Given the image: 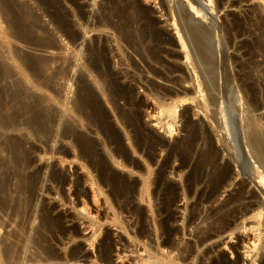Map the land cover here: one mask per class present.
I'll list each match as a JSON object with an SVG mask.
<instances>
[{
  "label": "rangeland",
  "instance_id": "1",
  "mask_svg": "<svg viewBox=\"0 0 264 264\" xmlns=\"http://www.w3.org/2000/svg\"><path fill=\"white\" fill-rule=\"evenodd\" d=\"M1 1H2V3L4 2L5 4H2ZM20 1H21V3H20ZM230 1H234V0H230ZM235 1L238 4V5H235L236 8H234L235 6L232 8H228V7L222 8L223 10L221 9L220 11H218L219 13L218 12L215 13L216 15H213L212 13H209L210 11L206 10V13H209L211 15V17L215 18L214 20L217 21L218 24H220L219 25L220 28H222V25L224 27L229 25L227 27H231V33H232L231 35H233V36H230L232 41L225 40V43H229V44L226 45L224 43V45L222 47V51L225 52L224 53L225 54V64L228 68V71L230 72V75H231L232 79L234 80V83L237 85V89L239 90L238 92H239V95L241 97V101H240L241 105L239 107L240 109L238 110V114H237V112H235L237 115V117H235V118H233L234 113H232V111L229 112V108H228V110H226L227 112L224 114L228 115V117L226 116L228 118V120L225 119L226 125L224 123H223L224 124L223 125L221 122H225L224 119H222V118H224V116L222 118L220 117L222 115H221V113L219 115L220 109L218 107L217 108L219 111L216 109V107H213V106L211 108H209L207 111V110H203L202 108H200L198 101L195 100L194 102H192L190 100L191 101L190 102L188 100V99H191V97L193 98L195 96V94H194L193 87L189 88V86H188L189 83H191V81L189 80V79H191V76L189 77V75H191V73L188 70H186V68L187 69H189V68L185 63V59H184L185 55H184V52L182 51V49L180 48V44L177 40V35L175 33V29H174V26L172 23L173 22L172 19L176 18V15H175V13L172 15L171 12L168 11L169 12V16H168V14H166L165 11L162 10L161 0H146V1L145 0H65V1L64 0H55V1L54 0H43V1L42 0H12V2H11V0H8L7 3H6V0H0V4H1L0 5V9H1L0 10V17H2L4 15L2 17V18H4L3 19L4 21L2 20V18L0 19V22L2 21V23H0V33H5L4 35L0 34V40H2V38L5 36L7 37V38L6 37L3 38V40L0 41V52H1L0 53V55H1L0 56V65L5 66V68L9 67L7 69V70H9L8 71L9 73L7 72L6 73L7 76L5 75V78L7 81H9L10 74H11V78L13 77L12 79L16 78L14 80H18V81L20 79V82H22L26 85V88L28 89L26 96H29V97L32 96L34 99H31V101L33 100L34 101L33 104L35 105V107H34V105L32 107L33 110L31 109V111H30L32 113L29 112L25 115L24 114L23 115H17L18 116V117L16 116L17 119L15 118V121L17 123L10 124L14 128L15 127L17 128V130H18L17 133H15L16 131L12 130L13 128H12V126L10 127V125L8 126L9 129H7L8 133H7L6 137L9 136L10 138H13V139H19L20 138V140H22L23 147H24L22 155H19L20 156L19 157L18 155L14 154V153L11 154V152H9V151L8 152L7 151H1L2 153L0 152V170H1L0 171V180H1L0 181V202H3V203L5 202L3 204V206L0 203V205H1L0 206V208H1L0 209V248L1 249L3 247L6 249L8 247V245L10 247L13 245L12 248L8 247L10 252L12 249V252H11L12 254L9 252V255H13V252H14L13 256H15V257H18L17 255H20L19 257L21 260L20 259L19 260L22 262L21 264H24V262H26V264L27 263L28 264H31V263L36 264L39 261H41V262L46 261V263L48 262L49 264H54V263L56 264V262L57 263L61 262L64 259L66 254H69L70 251H72L73 249H76V248H80L81 250L83 249V252L86 253L87 255H89L88 259H86V261L89 259L93 260L96 257L95 249H96V245H98L97 241H99L103 238V235L105 234V231L107 230L106 232L109 231L108 232L109 236L111 237V239L113 241V248H112V253H111L112 254V260H113L114 264H118L119 260L116 259V254L118 251H116V249H118L119 247H121L122 245H125V244H127L126 246L129 245L127 235H126V233H124V231L127 230L129 234H132L133 232H135L137 229L140 228V220H139L140 218L138 216H136L137 213L130 211L131 208H134V207L137 209L140 208L138 213L141 212V210H142L143 215L145 214L144 215L145 225H146V228L149 232L155 233V230L158 227V226L155 227V225H154V221L155 222L158 221V219H155V218H158L157 214H156V217H155V213L152 215L149 211V207L147 205L148 204L147 200L145 199V201L143 202V201H141V199L139 197L140 189H141V185H142V177L149 175L148 176V183H147V184H149L147 186V188L149 187L148 188V194H150L151 192L152 193L149 195L148 202L151 203L150 205H151V207H153V208H151V209H153V212H155L160 206L163 207V204H165V202H170V204H171V202H173L172 203L173 208L171 207V209L176 210L177 215L178 214L180 215V216L179 215L177 216L178 218L180 217L179 220L177 221V224L174 223V225L176 227L181 228L183 223L185 224L184 221H187L191 217L193 218V221L190 224V226L187 227V229H184V231H182V229H181L180 234L176 237V239H177L176 242H180V240H181V242H183V243H185L187 241L192 242L193 241L192 236L197 231L202 230L203 228L206 229L208 226H211L213 224L214 220H213V218L211 219V217L209 215L211 214V210L215 209L216 207L224 206V209L226 208L225 209L226 212L227 211L231 212L233 210V208L236 209L237 207L240 209L243 208L248 203L247 200L246 201L240 200L241 202L239 201L238 204H237V202H235V204H234V202L230 203L228 199L235 197V195H236L235 192H237V189L242 185V183L243 184L246 183L245 186L248 189H245V192L251 193V194L247 193V197H250V198L254 197L255 198L257 196L256 197L257 201L261 200L259 202L260 205L258 204L259 205L258 209H261V211H263V217L260 218L258 221L257 220L254 221V220L249 219V216L251 214H247L246 216L248 217V219L246 216H245V218H243L240 215H238L235 220L231 219L230 224H233V222H235V224L232 225V228H233L232 231L233 232L232 231L228 232L227 234H225L221 238V240H219L220 242L217 241L213 245L215 248L210 249L207 256L202 258L201 261H203V262H201V263L202 264L211 263L208 260V258L216 259L217 255L220 253L222 255V257L227 262H230V263L237 261L238 262L237 264H263L262 262L264 260L263 259L264 258V255H263L264 254V243H263L264 242V206H263L264 202H262V199H261L262 195L260 194L258 188L256 186H254L253 183L249 184L248 176L245 173L246 167L245 166L240 167V163L242 162L241 161L242 159L241 158L236 159L238 161L237 162L234 158L233 153L234 152H235V154L239 153L237 155H240V157H241L242 153L245 152V147L242 145L244 144V142H246V139L243 138L245 136L242 133V131H243L242 127L245 126L244 128H246L247 123H249L250 120L255 119L256 123L258 124L257 126H261L260 128L258 127L260 129V130L258 129V132L260 131V133H258V135L260 134L259 138L262 135L260 140H263L262 143H264V97H263L264 96V67H263L264 66V55L261 52L260 48H258L256 46V44L254 43L255 38L258 37V35H257V33H258L257 29L258 28L257 27L261 23H264V0H252V1L246 0L247 2H245V0H240V1L235 0ZM55 2H57V4ZM45 3H46V5H45ZM22 4H24V5H22ZM100 4H101V6H100ZM55 5H57V6H55ZM13 6L14 7L17 6L16 7L17 9L16 8L13 9ZM20 6H22V7H20ZM25 6L28 7L29 12L31 11L30 17L33 16L34 18L35 17L37 18V20H36V18L35 19L29 18V20H28L29 25L34 26V28L31 29V31H32V33L30 34L31 36H29L30 38H28L29 43H28V41H27V43L25 41H23V42L18 41L17 42V40L15 38H11V37H14L13 33H14L15 27L12 28L11 26L14 24L16 25L15 14L16 15L19 14V12H17V11H20V13H22L21 10L23 11V8L26 11L27 7H25ZM34 7L37 9H35ZM93 7H96V8L94 9ZM19 8H21V9H19ZM59 8L61 10L57 11V9H59ZM38 9H40V10H38ZM45 9H46V11H45ZM122 10H123V12H122ZM32 11H33V13H32ZM116 11L119 13H117ZM120 11L123 14H121ZM162 11H163V13H162ZM5 12H7L8 14ZM44 12H47V14L51 13L50 14L51 17L49 15L47 16V14ZM60 12H61V14H60ZM102 12H104V13H102ZM133 12H134V14H133ZM135 12H136V15H138V16L135 15ZM10 13H12V14H10ZM13 13H14V16H13ZM39 13L41 14V16ZM66 13H67V15L65 16ZM9 14L11 15V17ZM35 14H37L38 17ZM119 14L126 16V18H128V16H129V18L126 19L125 21L123 20V22H125L126 25H123L124 28L122 30H120L121 33L119 31H118V33H116V28L114 29V27H112V26H117L118 24H119L118 26L121 25L122 19L119 18V16H120ZM161 14H163V15H161ZM54 15H55L56 19L53 18ZM61 15H62V17H60ZM107 15H109V17H105ZM75 16H77V17L75 18ZM110 16H111V18L112 17L113 18L111 19ZM132 16H133V20L131 21L130 19H132ZM160 16H162V17H160ZM9 17H10V20H9ZM78 17H79V20H77ZM205 17L208 18L207 15H205ZM52 18H53V20H52ZM63 18H65V19H63ZM68 18H70V20ZM35 20H36V22H35ZM7 21L11 22L12 24L8 23ZM105 21L112 22L111 23L112 25L111 24H110V26L102 25L105 23ZM53 22H54V24H53ZM101 22H103V23H101ZM51 23H52V25H51ZM57 23L60 25H58ZM72 23L75 25H73ZM99 24H101L102 26ZM98 25H99V27H98ZM33 26H31V27H33ZM67 26L69 29H67ZM125 26H126V28L128 27L129 29L128 28L126 29ZM16 27H18V26L16 25ZM35 27H39L40 29L35 28ZM71 27L73 29H70ZM88 27H89V29H88ZM109 27H111V28H109ZM11 28H12L13 32H12ZM21 28L22 27L19 26L18 29L17 28L16 29L22 30ZM57 28H58V30L60 28V30L57 31L56 30ZM16 29H15V32H16ZM108 29H109V31H108ZM124 29H125V31H124ZM128 30H130V31H128ZM66 31H68V32H66ZM127 31L129 32V34L132 35V38L134 39L133 42L136 43L135 44L136 46L134 45L133 47H131V46H129L130 44H128L126 42V40H124V38H123L124 34L123 33L127 32ZM136 31L137 32L139 31L138 33L140 35H138V33H136ZM143 32H144V34H143ZM51 33L53 35L54 34L55 35L53 36ZM8 34L9 35L11 34V36L8 37L9 36ZM45 34L47 35V37ZM73 34H74V36H73ZM77 34L81 35L82 38L78 40L79 42L77 41V43H72L73 38ZM84 34L87 36H85ZM133 34H134V37H133ZM49 35L53 36L52 39H50L51 36L48 37ZM59 35L61 36L62 39L60 38ZM69 35H71V36L69 37ZM43 36H45V37H43ZM81 36H78V37H81ZM95 37H97V38H95ZM32 38H33V40H30ZM42 38H45V39L42 40ZM53 38H54V44H56L57 41H58V43L59 42L60 43H59V45H58V43L56 44V46L58 45L57 49H49V51H48V48H46V46H47V44H49L50 46L51 45L53 46V42H52ZM48 39H50L51 43L49 42ZM137 39H138L139 44L137 42ZM7 41H9V42H7ZM45 41L47 42L46 44L44 43ZM69 41L72 43L71 45H70ZM83 41H85V42H83ZM102 41H104V42H102ZM226 41H228V42H226ZM140 42H142V43H140ZM14 43H16V44H14ZM17 43H19V44H17ZM65 43H66V45H65ZM120 43H122V44H120ZM40 46H41V48H40ZM105 46H106V48H105ZM224 46H225V48H224ZM2 47L4 50L2 49ZM82 47H84V48H82ZM142 47H144V48H142ZM146 48H147V50L145 51ZM61 49H63V50H61ZM124 49H125V51H124ZM141 49H142V51H141ZM52 50H55L56 52L54 51V53H56V54L52 55L51 54V53H53ZM58 50H60V52ZM171 50H173V51H171ZM14 51H15V53H14ZM120 51H121V53H120ZM57 52H59V53H57ZM76 52H80V53H77L78 54L77 55ZM110 52L112 55H110ZM61 53H63V55H61ZM102 53L104 55H106L105 60L103 62L105 64H99V66H98L99 67V78H97L98 73L95 76H93L92 74H89V72L86 71V69H87V67L89 68V66L91 67L92 65H94L93 64L94 58L96 56L101 55ZM15 54L18 56H16ZM26 55L29 59H49L48 60L49 61V68L51 69V71H55L58 68L61 70V67H62V69H64L66 67L67 64L63 65L64 55L66 57H68L69 55H70V57H71V55H73V56L75 55V57H76V55H77V57H76V61H73L74 66L71 67L73 70L68 69L66 71H63L64 72V73L62 72L63 74L61 73V71L56 70L58 75H57V73H55V77H54L55 81L53 80L54 83L53 82L49 83L51 87L49 86L48 90L46 91V90L37 89L34 86V84L32 83L33 78H35L34 81H36L38 79V78H36V75H34V73L31 72L33 70L23 68L22 65L24 64V61L27 58ZM108 55H109V57H108ZM2 56H3V58H1ZM80 56L82 59L80 58ZM60 58L62 59V61H59ZM230 60H231V62H230ZM55 61H57V63ZM16 62H18V63H16ZM61 62H62V64H61ZM21 63H22V65H21ZM20 65L22 66V68ZM59 66H61V67H59ZM78 66H79V68H77ZM80 67H81V69H80ZM23 69H25V70H23ZM10 70H11V72H10ZM78 70H81V71H78ZM89 70H90V68H89ZM255 71H256V73H255ZM16 74H17V77H16ZM66 74L68 76H66ZM72 74H74L75 76ZM8 75H9V77H8ZM33 75H34V77H33ZM43 75H40V76H42V78H45L44 76H47L46 74L44 76ZM28 76H30V77H28ZM40 76H39L38 80L41 81L42 78H40ZM218 76H219V73H218ZM254 76H256V77H254ZM20 77H22L24 81ZM26 77L29 78L30 83H27V84L25 83ZM95 77L97 78L98 81L101 80L100 82L103 83L104 86L107 87L108 95H104V96L99 95L100 96L99 100H100L101 115L104 118H106V122L103 124H99L95 120H93V117H92L93 111H90L91 109H89V108H87V109L85 108V113H87V115L85 114V116L82 118V120L80 118L76 117V114L74 112H72L75 110V107L78 105L76 103V102H78V99L81 96H84L83 94H88L89 93L88 90L90 91V93H91V91L92 92L93 91L98 92L95 83H93L96 79ZM72 78H73L74 82L71 81ZM259 80L261 82H259ZM67 81H69V82H67ZM217 81H218V84H221L220 79H218ZM123 82H124V84H123ZM17 85H18V87H17ZM56 85H59V86H56ZM62 85H63V87H62ZM109 85L112 87H108ZM15 86L17 89L14 88ZM15 86L14 85L9 86V89L11 92L20 89L21 85L16 84ZM72 86H73V88H72ZM116 86H118L119 88ZM187 86H188V89H187ZM30 87H31V90H30ZM113 87H114V89H113ZM124 87L127 88L128 92L130 93V94H128L127 99H124L118 95V92L121 91L119 89L123 90ZM85 88H86V90L87 89L88 90L86 91ZM66 89H68V90H66ZM115 89H117V91H115ZM152 89H153V91H152ZM28 91H29V94H28ZM116 92H117V96L115 94ZM150 92H151L152 96H148V95H151V94H148ZM154 92H155V94H154ZM65 93H66V95H65ZM77 93H78V96H77ZM159 93H160V95H158ZM192 95H194V96H192ZM115 96H116V98H115ZM20 97L23 98L22 96H20ZM155 97H158V99ZM170 97H172V98H170ZM185 97H186V99H185ZM21 98H19V99H21ZM150 98H151V100L149 101ZM74 99H76L77 101L76 100L74 101ZM156 99L158 102H155ZM132 100H135V101H132ZM180 100L183 103H181ZM184 100H187L188 103ZM57 101L60 104H58ZM73 101H74V103H73ZM8 102L9 101H6V103H8ZM35 102H37V104ZM142 102H143V105H142ZM176 102H177L179 107L177 110L178 112L176 113L177 117L173 123V128H174L173 131L174 132H172V134L169 135L170 133L167 132L168 129L165 127V124H166V122H169V123H172V122L166 116V114H164V115L162 114V116L160 117L161 114L159 115L160 112L158 113V111H160L158 109H160V108H157V107H159L160 105L162 106V104H165V103L168 105L171 104L173 106L174 104L176 105ZM158 103H161V104L158 105ZM14 104H16V102L10 103L8 105V106H10V108L7 107V109L5 111H3L2 114H4V113H11L12 114V112L14 113L16 111V108H17L16 105H14ZM74 104H75V106H74ZM139 104H140L141 108L145 106L144 108H146V109H144V108L141 109ZM148 105H150V106H148ZM248 107H250V108H248ZM139 109H140V111H139ZM212 109L213 110L215 109L214 112ZM43 110L49 111L51 116L54 118L52 126H49L51 129H48L49 131H51L50 133L48 131L40 133V132H37L35 130V126L27 127L28 125L27 126L22 125L23 121L26 122L25 121L26 116L29 115L27 117V118H29L32 114L41 112ZM119 111L122 112L123 114L127 115L128 118L130 117L129 118L130 120L132 119L131 123L129 124L131 126L128 125V128L129 127H131V128L126 129L127 137L125 136L122 124H121L120 120L118 119V116H119L118 112ZM135 111H136V113H135ZM215 111H217V112H215ZM240 111H242L241 114H239ZM142 112H144V113H142ZM212 113H214V115L217 114L218 116L217 115L216 116H210ZM230 113H231V115H230ZM90 115H91V118H90ZM229 115H230V117H229ZM239 115H241L240 117L242 120L240 119ZM165 116H166V119H165ZM62 117H63V119H62ZM87 117H89V118H87ZM155 117L157 118V120H155ZM216 117H217V119H214ZM218 118L223 120V121L219 120ZM250 118H253V119H250ZM85 119H87V120H85ZM229 119L232 122L234 121L232 125L229 124V122H230ZM234 119L235 120L237 119V121H235ZM66 121L69 122L71 125L75 126V128H77L76 131L79 134H82L83 136L89 138L90 140L94 141L96 144L99 143L97 145L98 148L100 145L103 146V144L105 142V141H103L105 139L104 137H106V139L108 138L107 140L110 139L109 140L110 143H114L111 146L112 149H115L118 147V149L120 148V151H121V154H119L120 156L116 157V161L119 160V161H117L118 163L124 164L125 167H126V165H128V166L126 168L121 167V166L117 165L116 163H113L111 160L109 161V159L106 163L102 161L101 165L99 167L97 165H94V163L92 161H94L95 164H97V160H99V156L102 153H104V151H101L103 149L102 146H100V148L97 149L98 153L93 152V157L91 156L92 158L90 157L91 158L90 160L88 159L89 157H85L83 159L75 158L76 152L74 151V149L71 148V146H69L70 140H66V142H65L60 137V134H61L60 131H61V126H62L61 124H63V122H66ZM160 121H161V123H160ZM240 121H242V122H240ZM158 122H159V124H158ZM236 122L238 123L237 125H236ZM214 123H217V124H214ZM242 123H243V125H242ZM91 124H92V126H91ZM234 124H235V126H234ZM18 126H20V128ZM137 127L139 128V130ZM102 128H105L106 130L104 129V131H106V132L102 133L103 132L101 130ZM10 129L12 130L11 132H10ZM136 129L139 132H137ZM246 129H244V131H246ZM97 131H99L100 133ZM133 131H135V132H133ZM33 132H35V133H33ZM27 133H29V134H27ZM103 134H104V137H102ZM241 134H243L242 138L240 137V136H242ZM39 135H41V136H39ZM49 135H50V138H49ZM4 137L5 136H3V137L0 136V143L5 142ZM128 137L130 138V141H128L129 140ZM144 137H145V139H144ZM1 138H2V140H1ZM101 138H104V139H101ZM127 138H128V140H127ZM237 138H239V139H237ZM240 138L244 139V140L239 141V140H241ZM141 139L143 140V142ZM131 140H133L135 142H133ZM138 140H140V142ZM145 141H147V142H145ZM223 141H225V142H223ZM56 142H58V143H56ZM131 142H132V144H131ZM50 143L53 145H51ZM206 143H207V145H205ZM208 143H209V147H211V148L213 147V149L216 150V152L219 156L218 157L219 158L218 164L221 167L225 166L224 168L226 171L231 170L230 173L232 172L231 174L233 175V176H231V181L229 182L230 186L221 190L222 193L219 192L220 194H218L219 196L218 195L216 196V198H217L216 200H215V198H213V199H211V201L209 200V202H207V196H208L209 191L213 188V182L211 181V179H212V175H211L212 168L209 167V165H201L200 156H199L202 150H204L205 148H208ZM26 144H27V146H26ZM135 144H136V146L138 145L137 147H139V148H137L135 146ZM44 145H45V147H44ZM131 145L135 146L137 150L135 148L133 149L131 147ZM231 147L232 148L234 147V148L232 149ZM228 148H231V149H228ZM134 150H136V151H134ZM232 151H234V152H232ZM240 151L241 152L243 151V152L241 153ZM138 152H140V153H138ZM97 154H99V155H97ZM171 154H172V156H171ZM95 155H97V156H95ZM139 155L143 159H141L139 157ZM169 155L171 156L169 158V163H168V166L170 168L169 167L163 168V164L168 159ZM12 156L13 157L18 156V158H20V170H19V172L17 170V173L15 172L14 168L10 169L12 166H10V164H8V162H7L12 158ZM94 157H96V158H94ZM121 158H122V160L124 159L125 163L122 162ZM72 161H73V163H72ZM103 163H104V165L102 166ZM107 163H108V165H107ZM82 164H83V166H82ZM195 164H197V165H195ZM198 164H200V165L198 166ZM181 166H183V167H181ZM95 167L97 170L95 169ZM179 167H181V168L176 171V169ZM44 168L45 169L47 168V169L45 170ZM105 168H106V171H105ZM133 169L135 171H133ZM163 169H165V171ZM170 169H172V170H170ZM195 169L198 170L197 174L194 176L196 180H193L190 183L187 181L186 178H188L192 174V172H194ZM114 172H115V174H114ZM179 172H180V174H179ZM57 173H58V175H57ZM93 173L95 175H93ZM103 173H105V174H103ZM157 173H162V174L157 175ZM101 175L104 177H102ZM105 175H107V176H105ZM141 175H143V176L141 177ZM162 175H164V176H162ZM12 177H13V179H12ZM112 177H114V178H112ZM120 178H121V180H120ZM101 179L105 180V181H102ZM107 179H108V181H107ZM118 180H119V183H118ZM153 180L155 182H153ZM34 181H35V183H34ZM232 181H234V182L232 183ZM91 182L93 183V185H91L92 184ZM238 183H240L241 185ZM37 184H38V186H37ZM131 184H132V186H131ZM184 184H186V185H184ZM234 185L235 186L237 185V187H235ZM56 186H57V188H56ZM2 187H4L3 188V190L5 189L4 191L1 190ZM12 187H14L15 189ZM174 187H176V188H174ZM127 188L129 189V191H127L128 190ZM24 189H26V190H24ZM122 189H123V192H122ZM149 190H151V191H149ZM5 191L7 193V194L5 193L6 197L4 194L2 195V193ZM11 191H13V192H11ZM169 192L170 193L172 192L171 193L172 195ZM251 196H253V197H251ZM98 198H99V200H98ZM169 198H171V200ZM205 198H206V200H205ZM10 200H12L13 202ZM174 201H175V204H174ZM194 201H196V202H194ZM129 202L131 204L130 207L128 205ZM199 202H201V203H199ZM223 203L224 204L226 203L227 207ZM19 204H20V206H19ZM185 204H187V206H193V204H194V208H195L194 211H192L193 209H190V211H189V208L185 207ZM214 204H216V205H214ZM219 204H220V206H219ZM15 208H17V209H15ZM80 208L82 211L80 210ZM231 208H232V210H231ZM224 209H223V213H225ZM116 210H117V212H116ZM28 211L30 213H28ZM183 211H184V214H183ZM113 213H115V214H113ZM36 214H37V216H36ZM20 215H21V217H20ZM32 216H33V218H32ZM113 217L114 218L118 217L116 219V220H118L117 228H116V226H114L111 223V220H112L111 218H113ZM187 217H189V218H187ZM81 218H83V219H81ZM92 218L94 221L92 220ZM238 218H240V219H238ZM232 220H234V221L232 222ZM91 221H92V223L94 222L97 225L94 223L92 224ZM100 221H101V223H100ZM256 221H257V223H256ZM243 222H244V227L247 228L246 231L248 230V228L252 227L255 230L257 229L255 231V233L254 232L252 233V231L245 232V230H244L245 228L241 227ZM51 223H52V225H51ZM2 224H4V225H2ZM74 224H76V225H74ZM99 224L101 225V227ZM98 225L100 228H102L101 230L99 227L97 228ZM234 225L235 226L237 225L239 227V229H234L235 228ZM120 226H122V228L125 230H122V229L119 230L118 227H120ZM205 226H207V227H205ZM255 227H257V228H255ZM94 228L96 229V231ZM104 228L106 230H104ZM158 228H157V230L159 232ZM20 229H21V231H20ZM97 229H99V230L97 231ZM205 229H203V230H205ZM195 230H196V232H194ZM190 231H192V233H190ZM93 232H95V237H91ZM116 232H117V234H116ZM187 233H189V234H187ZM230 233H233V234L230 235ZM257 233H258V237L262 241V244H261V242H259L260 243V244L258 243L259 246L257 245V248L255 250H253V249H250V246H251L250 243H251V241L254 240L255 236H253V235H257ZM18 235L20 236V238H18L19 237ZM78 235H80V236H78ZM96 235H98V237ZM12 237H13V239H11ZM70 238H72V239H70ZM92 238H94V240ZM98 238H100V239H98ZM119 238L122 240H120ZM229 238H231V239H229ZM255 238H257V237H255ZM21 239H22V241H21ZM61 239H62V241H61ZM85 241L87 243H85ZM92 241H94V242H92ZM116 241L119 242V245H115ZM30 242H31V244H30ZM62 242H63V244H62ZM37 243H38V248L36 246ZM91 243H92V245H91ZM225 244H227V248H226ZM261 245H262V248H261ZM25 246L27 249L25 248ZM46 246H48L50 249ZM116 246H118V247H116ZM69 247H70V250H69ZM209 247H210V245L207 244V246L206 245L203 246L201 251L204 248H205L204 250L209 249ZM4 248L2 249L3 252H1V249H0V252H1L0 253L1 254L0 255V264H4V263L5 264H13V262H14V264L15 263L20 264V262H17L18 258L16 259L15 257L12 256L13 259L14 258L16 259V260L14 259L15 261H13V259L10 258L11 256L10 257L4 256V251H5ZM43 248H44V251L46 248L48 250L53 251L57 256L59 255L61 260L60 259L55 260L54 262H52L53 260H47L46 257L48 255L47 254L48 250L45 251V252H47L45 255V253L43 252ZM57 248H59V249H57ZM91 248H93V249H91ZM139 248L140 247L138 246L137 249H139ZM229 248H230V250H229ZM61 249H63V250L65 249V251H63ZM13 250H15V251H13ZM235 252H236V254H235ZM247 252L251 255L247 254ZM21 254H23V255H21ZM24 254H25V256H24ZM43 254L46 257H44ZM239 255H241V256H239ZM1 256H2V259H1ZM4 257H6V258L8 257L7 258L8 263L2 262L3 259L6 260V258H4ZM31 258H32V260H30ZM204 258H205V260H203ZM10 259L12 260V263H11ZM22 259H24V260H22ZM27 259H29V261H27ZM42 259H45V260H42ZM192 259L193 258L189 259V261H191V263H192ZM197 259H199V257ZM33 260H36V263ZM37 260H39V261H37ZM31 261H33V262H31ZM189 261H188V263L190 264ZM198 261H196L195 264H198L199 263ZM41 262L39 264H42ZM46 263L43 262V264H46ZM80 264H83V263H80Z\"/></svg>",
  "mask_w": 264,
  "mask_h": 264
},
{
  "label": "bare ground",
  "instance_id": "2",
  "mask_svg": "<svg viewBox=\"0 0 264 264\" xmlns=\"http://www.w3.org/2000/svg\"><path fill=\"white\" fill-rule=\"evenodd\" d=\"M7 1L8 0H6V3H7ZM43 1V0H42ZM55 1V0H54ZM65 1V0H64ZM146 1V0H145ZM240 1V0H239ZM252 1V0H251ZM10 2V1H9ZM8 2V3H9ZM11 2H12V0H11ZM14 2V1H13ZM16 2V1H15ZM41 2V1H40ZM51 2V1H50ZM49 2V3H50ZM126 2V1H125ZM154 2V1H153ZM160 2V1H159ZM245 2H247L246 0H245ZM1 3H2V1H1ZM20 3H21V1H20ZM19 3V4H20ZM23 3V2H22ZM32 3V2H31ZM35 3V2H34ZM54 3V2H53ZM56 4H57V2H55ZM74 3V2H73ZM141 3V2H140ZM151 3V2H150ZM2 4H5L4 2L2 3ZM15 4V3H14ZM13 4V5H14ZM43 4V3H42ZM48 4V3H47ZM66 4V3H65ZM262 4V3H261ZM1 5V4H0ZM7 5V4H6ZM10 5V4H9ZM18 5V4H17ZM22 5H24V4H22ZM27 5V4H26ZM45 5H46V3H45ZM50 5V4H49ZM91 5V4H90ZM161 5H162V10H164L165 11V13L166 14H168V16H169V12L168 11H170L171 12V14L173 15L174 13H175V15H176V18H173L172 20H173V26H174V29H175V33H176V35H177V40H178V42H179V44H180V48L182 49V51L184 52V59H185V63H186V65L188 66V68L189 69H187L186 68V70H188L190 73H191V75H189V77L191 76V79H189L190 81H191V83H189V88H191V87H193V89H194V94H195V96L194 95H192V96H194L193 98L191 97V99H188L189 101L191 100L192 102H194L195 100L196 101H198L199 102V106H200V108H202L203 110H207L208 111V109L209 108H211L212 106L213 107H216V109L218 110V108L220 109V111H219V115H220V113H221V115L222 116H220L221 118L224 116V118H222V119H224V121L225 122H221L222 124L224 123H226V120H228V115H225L224 113H226L227 111L226 110H228V108H229V112H231L232 111V113H234L235 115H236V113L235 112H237V114H238V110L240 109L239 107H240V105H241V103H240V101H241V97H240V95H239V90L237 89V85L234 83V80L232 79V77H231V75H230V72L228 71V68H227V66H226V64H225V52H223L222 51V47H223V45H224V43H225V40H228V41H232L231 40V37L230 36H233V35H231L232 33H231V27H227V26H229V25H227L226 27H224L222 24V28H220V24H218V22L217 21H215L214 19L215 18H213V17H211V15L209 14V13H212L213 15H216L215 13H217L218 11H220L222 8H232V7H234L235 5H238L237 4V2L234 0V1H230V0H161ZM250 5V4H249ZM55 6H57V5H55ZM98 6V5H97ZM96 6V7H97ZM100 6H101V4H100ZM4 7V6H3ZM2 7V8H3ZM7 7V6H6ZM17 7V6H16ZM16 7H14L13 6V9L14 8H16ZM20 7H22V6H20ZM25 7H27V6H25ZM54 7V6H53ZM96 7H93L94 9L96 8ZM161 7V6H160ZM35 8V7H34ZM56 8V7H55ZM115 8V7H114ZM234 8H236V6L234 7ZM10 9V8H9ZM12 9V8H11ZM17 9V8H16ZM19 9H21V8H19ZM32 9V8H31ZM35 9H37V8H35ZM50 9V8H49ZM79 9V8H78ZM1 10V9H0ZM3 10V9H2ZM38 10H40V9H38ZM58 10H61L60 8L59 9H57V11ZM106 10V9H105ZM109 10V9H108ZM206 10H208V11H210L209 13H206ZM223 10V9H222ZM9 11V10H8ZM24 11V12H23ZM23 11L21 10V12L22 13H20V11H17V12H19V14L18 15H16L15 14V19H16V25L19 27H22L21 29L22 30H17L18 29V27H16V25L14 24V25H12L11 27L13 28V27H15V29H16V32H15V29H14V33H13V36L14 37H11V38H15L16 40H17V42L18 41H25L26 43H27V41H28V43H29V39L28 38H30L29 36H31L30 34L32 33V31H31V29L32 28H34V26L33 25H31V26H33V27H31L30 25H29V23H28V20H29V18H31V19H35L33 16V18L32 17H30L31 16V11L29 12L28 11V7H27V10L25 11V9L23 8ZM44 11V10H43ZM45 11H46V9H45ZM48 11V10H47ZM56 11V12H57ZM113 11V10H112ZM173 11V12H172ZM11 12V11H10ZM62 12V11H61ZM61 12H60V14H61ZM117 12V11H116ZM122 12H123V10H122ZM129 12V11H128ZM168 12V13H167ZM5 13H7V12H5ZM32 13H33V11H32ZM44 13H46L47 14V12H44ZM59 13V12H58ZM73 13V12H72ZM76 13V12H75ZM102 13H104V12H102ZM117 13H119V12H117ZM116 13V14H117ZM120 13H121V11H120ZM131 13V12H130ZM129 13V14H130ZM159 13V12H158ZM162 13H163V11H162ZM219 13V12H218ZM8 14V13H7ZM10 14H12V13H10ZM9 14V15H10ZM40 14V13H39ZM51 14V13H50ZM50 14H47V16L49 15L50 16ZM77 14V13H76ZM94 14V13H93ZM121 14H123V13H121ZM133 14H134V12H133ZM132 14V15H133ZM138 14V13H137ZM34 15V14H33ZM36 16H37V14H35ZM57 15V14H56ZM59 15V14H58ZM63 15V14H62ZM62 15L60 16V17H62ZM67 15V13L65 14V16ZM110 15V14H109ZM109 15H107V16H105V17H109ZM120 15V14H119ZM131 15V14H130ZM135 15H136V12H135ZM161 15H163V14H161ZM205 15H207L208 16V18H206L205 17ZM4 16V15H3ZM2 16V17H3ZM13 16H14V13H13ZM12 16V17H13ZM40 16H41V14H40ZM45 16V15H44ZM69 16V15H68ZM67 16V17H68ZM91 16V15H90ZM115 16V15H114ZM134 16V15H133ZM133 16H132V19H130L131 21L133 20ZM136 16H138V15H136ZM165 16V15H164ZM226 16V15H225ZM2 17H0V19L2 18ZM10 17H11V15H10ZM10 17H9V20H10ZM38 17V16H37ZM51 17V16H50ZM77 16H75V18H76ZM100 17V16H99ZM117 17V16H116ZM160 17H162V16H160ZM215 17V16H214ZM49 18V17H48ZM53 18H55V15L53 16ZM53 18H52V20H53ZM58 18V17H57ZM110 18H111V16H110ZM113 18V17H112ZM111 18V19H112ZM119 18L120 19H122V23H121V25L120 26H112V27H114V29L116 28V33H118V31L120 32V30H122L123 28H124V26L123 25H126L125 24V22H123V20L125 21L126 19H128L129 18V16H128V18H126V16H124V15H120L119 16ZM169 18V17H168ZM225 18V17H224ZM4 18H2V20H3ZM56 19V18H55ZM63 19H65V18H63ZM69 20H70V18H68ZM81 19V18H80ZM106 19V18H105ZM263 19V18H262ZM7 20V19H6ZM8 20V21H9ZM12 20V19H11ZM36 20H37V18H36ZM36 20H35V22H36ZM39 20V19H38ZM74 20V19H73ZM77 20H79V17H78V19ZM76 20V21H77ZM99 20V19H98ZM117 20V19H116ZM4 21V20H3ZM7 21V22H8ZM32 21V20H31ZM34 21V20H33ZM42 21V20H41ZM72 21V20H71ZM81 21V20H80ZM79 21V22H80ZM91 21V20H90ZM104 21V20H103ZM120 21V20H119ZM128 21V20H127ZM136 21V20H135ZM141 21V20H140ZM169 21V20H168ZM6 22V23H7ZM13 22V21H12ZM30 22V21H29ZM60 22V21H59ZM62 22V21H61ZM66 22V21H65ZM68 22V21H67ZM78 22V23H79ZM121 22V21H120ZM0 23H2V21L0 22ZM8 23H11V22H8ZM40 23V22H39ZM44 23V22H43ZM48 23V22H47ZM95 23V22H94ZM99 23V22H98ZM101 23H103V22H101ZM112 22H108V21H105V23L104 24H102V25H105V26H110V24H111ZM116 23V22H115ZM118 23V22H117ZM165 23V22H164ZM12 24V23H11ZM31 24V23H30ZM35 24V23H34ZM53 24H54V22H53ZM58 24V23H57ZM73 24V23H72ZM96 24V23H95ZM129 24V23H128ZM137 24V23H136ZM145 24V23H144ZM169 24V23H168ZM229 24V23H228ZM8 25V24H7ZM37 25V24H36ZM50 25V24H49ZM51 25H52V23H51ZM58 25H60V24H58ZM73 25H75V24H73ZM99 25H101V24H99ZM99 25H98V27H99ZM101 25V26H102ZM112 25V24H111ZM132 25V24H131ZM134 25V24H133ZM165 25V24H164ZM167 25V24H166ZM2 26V25H1ZM40 26V25H39ZM46 26V25H45ZM55 26V25H54ZM64 26V25H63ZM72 26V25H71ZM82 26V25H81ZM93 26V25H92ZM130 26V25H129ZM171 26V25H170ZM169 26V27H170ZM8 27V26H7ZM6 27V28H7ZM83 27V26H82ZM118 27V28H117ZM136 27V26H135ZM3 28V27H2ZM5 28V29H6ZM12 28H11V30H12ZM35 28H39V27H35ZM85 28V27H84ZM97 28V27H96ZM105 28V27H104ZM109 28H111V27H109ZM125 28H126V26H125ZM128 28V27H127ZM126 28V29H127ZM258 29H257V31H258V33H257V35H258V37L257 38H255V44H256V46L258 47V48H260V50H261V52L263 53V55H264V23H261L260 25H258V27H257ZM10 29V28H9ZM26 29V30H25ZM40 29V28H39ZM67 29H69L68 28V26H67ZM70 29H73L72 27L70 28ZM88 29H89V27H88ZM95 29V28H94ZM113 29V30H114ZM129 29V28H128ZM3 30V29H2ZM35 30V29H34ZM47 30V29H46ZM57 31H59L60 30V28H59V30H58V28L56 29ZM55 30V31H56ZM79 30V29H78ZM101 30V29H100ZM144 30V29H143ZM5 31V30H4ZM54 31V30H53ZM64 31V30H63ZM71 31V30H70ZM88 31V30H87ZM108 31H109V29H108ZM112 31V30H111ZM124 31H125V29H124ZM128 31H130V30H128ZM125 32V33H123L124 35H123V38H124V40H126V42L128 43V44H130L129 46H131V47H133L136 43H134L133 41H134V39L132 38V35L131 34H129V32ZM141 31V30H140ZM233 31V30H232ZM12 32H13V30H12ZM61 32V31H60ZM66 32H68V31H66ZM93 32V31H92ZM132 32V31H131ZM134 32V31H133ZM139 32V31H138ZM137 31H136V33H138ZM145 32V31H144ZM144 32H143V34H144ZM148 32V31H147ZM163 32V31H162ZM249 32V31H248ZM54 33V32H53ZM56 33V32H55ZM59 33V32H58ZM63 33V32H62ZM61 33V34H62ZM75 33V32H74ZM90 33V32H89ZM121 33V32H120ZM119 33V34H120ZM135 33V32H134ZM0 34H2V35H4L5 33H0ZM52 34V33H51ZM69 34V33H68ZM81 34V33H80ZM99 34V33H98ZM118 34V35H119ZM1 35V36H2ZM9 35V34H8ZM42 35V34H41ZM46 35V34H45ZM53 35V34H52ZM49 35L48 37H50L51 36V38L50 39H52V37L55 35ZM57 35V34H56ZM65 35V34H64ZM67 35V34H66ZM85 35V34H84ZM111 35V34H110ZM122 35V34H121ZM138 35H140L139 33H138ZM164 35V34H163ZM11 36V34L8 36V37H10ZM33 36V35H32ZM60 36V35H59ZM63 36V35H62ZM71 35H69V37H70ZM73 36H74V34H73ZM78 36H81V35H76L74 38H73V42L72 43H77V41L79 40V39H81L82 38V36L81 37H78ZM85 36H87V35H85ZM112 36V35H111ZM151 36V35H150ZM250 36V35H249ZM3 37V36H2ZM6 37V36H5ZM5 37H3V38H5ZM43 37H45V36H43ZM46 37H47V35H46ZM68 37V38H69ZM113 37V36H112ZM133 37H134V34H133ZM159 37V36H158ZM3 38H2V40H3ZM7 38V37H6ZM10 38V39H11ZM60 38H61V36H60ZM64 38V37H63ZM90 38V37H89ZM95 38H97V37H95ZM108 38V37H107ZM122 38V37H121ZM233 38V37H232ZM251 38V37H250ZM36 39V38H35ZM43 39H45V38H42V40ZM47 39V38H46ZM50 39H48L49 40V42H50ZM62 39V38H61ZM66 39V38H65ZM64 39V40H65ZM70 39V38H69ZM139 39V38H138ZM138 39H137V42H138ZM2 40H0V41H2ZM15 40V41H16ZM30 40H33V38L32 39H30ZM47 40V41H48ZM58 40V39H57ZM56 40V41H57ZM67 40V39H66ZM99 40V39H98ZM103 40V39H102ZM117 40V39H116ZM115 40V41H116ZM14 41V40H13ZM41 41V40H40ZM52 41V40H51ZM68 41V40H67ZM87 41V40H86ZM136 41V40H135ZM140 41V40H139ZM228 41H226V42H228ZM7 42H9V41H7ZM24 42V43H25ZM53 46L51 45H49V44H47V46L45 45L47 42L45 41L44 43V45L46 46V48H48V51H49V49H57L58 47V45H59V43H58V41H57V43H58V45L56 46V44H54V38H53ZM70 42V41H69ZM79 42V41H78ZM83 42H85V41H83ZM102 42H104V41H102ZM106 42V41H105ZM117 42V41H116ZM125 42V43H126ZM145 42V41H144ZM34 43V42H33ZM51 43V42H50ZM71 42H70V45L72 44ZM140 43H142V42H140ZM151 43V42H150ZM231 43V42H230ZM252 43V42H251ZM14 44H16V43H14ZM17 44H19V43H17ZM79 44V43H78ZM83 44V43H82ZM120 44H122V43H120ZM138 44H139V42H138ZM149 44V43H148ZM226 45L227 44H229V43H225ZM64 45V44H63ZM65 45H66V43H65ZM69 45V46H70ZM80 45V44H79ZM86 45V44H85ZM92 45V44H91ZM68 46V47H69ZM107 46V45H106ZM106 46H105V48H106ZM128 46V47H129ZM136 46V45H135ZM60 47V46H59ZM63 47V46H62ZM78 47V46H77ZM233 47V46H232ZM241 47V46H240ZM11 48V47H10ZM15 48V47H14ZM40 48H41V46H40ZM44 48V47H43ZM64 48V47H63ZM76 48V47H75ZM82 48H84V47H82ZM140 48V47H139ZM138 48V49H139ZM142 48H144V47H142ZM224 48H225V46H224ZM230 48V47H229ZM228 48V49H229ZM2 49H3V47H2ZM60 49V48H59ZM73 49V48H72ZM109 49V48H108ZM150 49V48H149ZM233 49V48H232ZM256 49V48H255ZM4 50V49H3ZM10 50V49H9ZM13 50V49H12ZM45 50V49H44ZM61 50H63V49H61ZM76 50V49H75ZM79 50V49H78ZM83 50V49H82ZM98 50V49H97ZM122 50V49H121ZM147 50V48L145 49V51ZM21 51V50H20ZM53 51V53H51L52 55L53 54H56V53H54V51L55 50H52ZM59 52H60V50H58ZM111 51V50H110ZM124 51H125V49H124ZM141 51H142V49H141ZM171 51H173V50H171ZM47 52V51H46ZM51 52V51H50ZM49 52V53H50ZM56 52V51H55ZM59 52H57V53H59ZM62 52V51H61ZM87 52V51H86ZM109 52V51H108ZM144 52V51H143ZM142 52V53H143ZM165 52V51H164ZM260 52V53H261ZM1 53V52H0ZM13 53V52H12ZM14 53H15V51H14ZM21 53V52H20ZM48 53V52H47ZM77 53H80V52H76V54ZM82 53V52H81ZM90 53V52H89ZM104 53V52H103ZM101 54V55H99V56H96L95 58H94V60H93V64L94 65H92L91 67L89 66V68H90V70H89V68L87 67V69H86V71H88L89 72V74H92L93 76H95L97 73V78H99V64H105V63H103L104 62V60H105V57H106V55H104V54ZM116 53V52H115ZM120 53H121V51H120ZM119 53V54H120ZM146 53V52H145ZM169 53V52H168ZM238 53V52H237ZM4 54V53H3ZM2 54V55H3ZM7 54V53H6ZM96 54V53H95ZM99 54V53H98ZM107 54V53H106ZM118 54V55H119ZM125 54V53H124ZM150 54V53H149ZM181 54V53H180ZM16 55V54H15ZM28 55V54H27ZM27 55H26V57H27ZM61 55H63V53H61ZM78 55V54H77ZM77 55H76V57H77ZM81 55V54H80ZM83 55V54H82ZM110 55H112L111 54V52H110ZM126 55V54H125ZM141 55V54H140ZM256 55V54H255ZM1 56V55H0ZM7 56V55H6ZM16 56H18V55H16ZM49 56V55H48ZM55 56V55H54ZM88 56V55H87ZM95 56V55H94ZM124 56V55H123ZM5 57V56H4ZM12 57V56H11ZM20 57V56H19ZM39 57V56H38ZM72 57V58H71ZM71 57H70V55L68 56V57H66L65 55H64V59H63V65L64 64H67L66 65V67L64 68V69H62V67L61 66H59V67H61V70L58 68V69H56L57 71H61V73L63 72V71H66V70H68V69H72L71 67L72 66H74L73 65V61H76V57H75V55L73 56V55H71ZM83 57V56H82ZM108 57H109V55H108ZM1 58H3V56L1 57ZM80 58H81V56H80ZM123 58V57H122ZM233 58V57H232ZM58 59V58H57ZM56 59V60H57ZM82 59V58H81ZM80 59V60H81ZM86 59V58H85ZM127 59V58H126ZM141 59V58H140ZM154 59V58H153ZM2 60V59H1ZM49 59H29L28 57L25 59V61H24V64L22 65V63H21V65L23 66V68H26V69H32L33 71H31L32 73H34V75H36V78H38L39 79V76L40 75H47V76H44L45 78H42V76H40V78H42V80L40 81V80H36V81H34V79L35 78H33L32 80H33V84H34V86L37 88V89H40V90H48V88H49V86H50V84L49 83H52L53 82V80H54V77H55V73H57V71L55 72V71H51V69L49 68V61H48ZM88 60V59H87ZM179 60V59H178ZM229 60V59H228ZM59 61H62V59L60 58V60ZM89 61V60H88ZM111 61V60H110ZM56 63H57V61H55ZM54 62V63H55ZM129 62V61H128ZM157 62V61H156ZM178 62V61H177ZM228 62V61H227ZM230 62H231V60H230ZM16 63H18V62H16ZM60 63V62H59ZM88 63V62H87ZM236 63V62H235ZM61 64H62V62H61ZM60 64V65H61ZM76 64V63H75ZM92 64V63H91ZM4 65V64H3ZM7 65V64H6ZM20 65V66H21ZM241 65V64H240ZM11 66V65H10ZM22 66H21V68H22ZM183 66V65H182ZM231 66V65H230ZM238 67V66H237ZM264 67V66H263ZM9 68V67H8ZM7 67L5 68V66H1L0 65V136H5L4 138V141L5 142H1L0 143V152L1 151H9V152H11V154L12 153H14V154H16V155H22V153H23V143H22V140H20V138L19 139H13V138H10L9 136L8 137H6L7 136V133H8V131H7V129H9L8 128V126L10 125V124H12V123H17L16 121H15V118H16V116L17 115H25V114H27V113H29L30 111H31V109L33 110V103H34V101L32 100L31 101V99H34L32 96H26L27 95V88H26V85L24 84V83H22V82H20V79H19V81L18 80H14V79H16V78H14V79H12L11 78V74H10V79H9V81H7L6 80V78H5V75H6V73L9 71V70H7L8 69ZM77 68H79V66L77 67ZM241 68V67H240ZM252 68V67H251ZM261 68V67H260ZM11 69V68H10ZM80 69H81V67H80ZM110 69V68H109ZM237 69V68H236ZM12 70V69H11ZM11 70H10V72H11ZM14 70V69H13ZM22 70V69H21ZM23 70H25V69H23ZM73 70V69H72ZM219 70V71H218ZM238 70V69H237ZM240 70V69H239ZM258 70V69H257ZM78 71H81V70H78ZM154 71V70H153ZM236 71V70H235ZM24 72V71H23ZM27 72V71H26ZM251 72V71H250ZM261 72V71H260ZM9 73V72H8ZM25 73V72H24ZM60 73V74H61ZM64 73V72H63ZM62 73V74H63ZM78 73V72H77ZM117 73V72H116ZM120 73V72H119ZM218 73H219V76H218ZM241 73V72H240ZM255 73H256V71H255ZM254 73V74H255ZM112 74V73H111ZM181 74V73H180ZM189 74V73H188ZM28 75V74H27ZM34 75H33V77H34ZM57 75H58V73H57ZM70 75V74H69ZM72 75H74V74H72ZM260 75V74H259ZM7 76V75H6ZM14 76V75H13ZM20 76V75H19ZM60 76V75H59ZM66 76H68L67 74H66ZM75 76V75H74ZM78 76V75H77ZM83 76V75H82ZM106 76V75H105ZM180 76V75H179ZM188 76V75H187ZM257 76V75H256ZM256 76H254V77H256ZM8 77H9V75H8ZM16 77H17V74H16ZM28 77H30V76H28ZM28 77H26L25 78V83L27 84V83H30V81H29V78ZM79 77V76H78ZM219 77V78H218ZM235 77V76H234ZM252 77V76H251ZM261 77V76H260ZM22 80H23V78L22 77H20ZM71 78V77H70ZM85 78V77H84ZM83 78V79H84ZM96 78V77H95ZM97 78L95 79V81L93 82V83H95V85H96V87H97V90H98V92H92L91 91V93H90V91L88 90V92L90 93H88V94H83L84 96H81L79 99H78V102H76L78 105L75 107V110L74 111H72V112H74L75 114H76V117H78V118H80L81 120H82V118L85 116V114L87 115V113H85V108L87 109V108H89V109H91L90 111H93V113H92V117H93V120H95L97 123H99V124H103V123H105L106 122V118H104L102 115H101V111H100V100H99V95H108V93H107V87L106 86H104V84L103 83H101L100 81H98L97 80ZM102 78V77H101ZM56 79V78H55ZM59 79V78H58ZM77 79V78H76ZM141 79V78H140ZM186 79V78H185ZM218 79H220L221 80V84H218ZM21 80V81H22ZM31 80V81H32ZM79 80V79H78ZM94 80V79H93ZM24 81V80H23ZM55 81V80H54ZM71 81L72 82H74L73 81V78L71 79ZM77 81V80H76ZM111 81V80H110ZM179 81V80H178ZM187 81V80H186ZM252 81V80H251ZM65 82V81H64ZM67 82H69V81H67ZM66 82V83H67ZM88 82V81H87ZM91 82V81H90ZM138 82V81H137ZM144 82V81H143ZM259 82H261L260 80H259ZM54 83V82H53ZM86 83V82H85ZM146 83V82H145ZM148 83V82H147ZM151 83V82H150ZM16 84H19V85H21L20 86V89H18V90H15L14 88H16ZM56 84V83H55ZM68 84V83H67ZM75 84V83H74ZM81 84V83H80ZM91 84V83H90ZM110 84V83H109ZM123 84H124V82H123ZM136 84V83H135ZM174 84V83H173ZM259 84V83H258ZM10 85H14L15 87L13 88L15 91H13V92H11L10 91V89H9V86ZM29 85V84H28ZM146 85V84H145ZM56 86H59V85H56ZM75 86V85H74ZM148 86V85H147ZM188 86H187V89H188ZM242 86V85H241ZM17 87H18V85H17ZM51 87V86H50ZM62 87H63V85H62ZM66 87V86H65ZM108 87H112V86H108ZM116 87H118V86H116ZM72 88H73V86H72ZM119 88V87H118ZM159 88V87H158ZM241 88V87H240ZM17 89V88H16ZM65 89V88H64ZM71 89V88H70ZM112 89V88H111ZM113 89H114V87H113ZM129 89V88H128ZM144 89V88H143ZM149 89V88H148ZM242 89V88H241ZM245 89V88H244ZM259 89V88H258ZM30 90H31V87H30ZM66 90H68V89H66ZM76 90V89H75ZM85 90H86V88H85ZM86 90V91H87ZM92 90V89H91ZM119 90H121V91H119L118 92V95L119 96H121L122 98H124V99H127L128 97V94H130L129 92H128V90H127V88H125L124 87V89L122 90V89H119ZM72 91V90H71ZM115 91H117V89H115ZM149 91V90H148ZM147 91V92H148ZM152 91H153V89H152ZM160 91V90H159ZM172 91V90H171ZM143 92V91H142ZM145 92V91H144ZM168 92V91H167ZM174 92V91H173ZM248 92V91H247ZM261 92V91H260ZM24 93V94H23ZM42 93V92H41ZM55 93V92H54ZM70 93V92H69ZM73 93V92H72ZM75 93V92H74ZM85 93V92H84ZM107 93V94H106ZM111 93V92H110ZM166 93V92H165ZM28 94H29V91H28ZM44 94V93H43ZM114 94V93H113ZM116 94V96H117V92L115 93ZM144 94V93H143ZM148 94H151V92L150 93H148ZM154 94H155V92H154ZM177 94V93H176ZM175 94V95H176ZM193 94V93H192ZM37 95V94H36ZM65 95H66V93H65ZM74 95V94H73ZM72 95V96H73ZM137 95V94H136ZM158 95H160V93L158 94ZM157 95V96H158ZM162 95V94H161ZM20 96H22L23 98H21ZM34 96V95H33ZM69 96V95H68ZM71 96V97H72ZM76 96V95H75ZM77 96H78V93H77ZM102 96V97H103ZM116 96H115V98H116ZM135 96V95H134ZM148 96H152V94L151 95H148ZM32 97V98H31ZM36 97V96H35ZM63 97V96H62ZM74 97V96H73ZM107 97V96H106ZM145 97V96H144ZM160 97V96H159ZM166 97V96H165ZM264 97V96H263ZM19 98H21V99H19ZM41 98V97H40ZM61 98V97H60ZM78 98V97H77ZM133 98V97H132ZM137 98V97H136ZM154 98V97H153ZM152 98V99H153ZM155 98H157L158 99V97H155ZM170 98H172V97H170ZM176 98V97H175ZM38 99V98H37ZM48 99V98H47ZM56 99V98H55ZM59 99V98H58ZM62 99V98H61ZM68 99V98H67ZM73 99V98H72ZM101 99V98H100ZM157 99H156V101L155 102H158L157 101ZM163 99V98H162ZM184 99V98H183ZM185 99H186V97H185ZM57 100V99H56ZM76 99H74V101H75ZM103 100V99H102ZM101 100V101H102ZM107 100V99H106ZM123 100V99H122ZM131 100V99H130ZM151 100V98L149 99V101ZM155 100V99H154ZM172 100V99H171ZM182 100V99H181ZM180 100V101H181ZM244 100V99H243ZM248 100V99H247ZM6 101H9L8 103H6ZM40 101V100H39ZM55 101V100H54ZM74 101H73V103H74ZM77 101V100H76ZM132 101H135V100H132ZM184 101H186L187 102V100H184ZM190 101V102H191ZM12 102H16V104H14V105H16V111L13 113L12 112V114L11 113H4V114H2V112L3 111H5L6 109H7V107L8 108H10V106H8L10 103H12ZM50 102V101H49ZM58 102V101H57ZM67 102V101H66ZM107 102V101H106ZM152 102V101H151ZM154 102V103H155ZM161 102V101H160ZM166 102V101H165ZM174 102V101H173ZM179 102V101H178ZM36 104H37V102H35ZM69 103V102H68ZM132 103V102H131ZM181 103H183L182 101H181ZM185 103V102H184ZM188 103V102H187ZM58 104H60L59 102H58ZM62 104V103H61ZM70 104V103H69ZM72 104V103H71ZM138 104V103H137ZM159 104H161V103H158V105ZM170 104V103H169ZM44 105V104H43ZM113 105V104H112ZM142 105H143V102H142ZM155 105V104H154ZM153 105V106H154ZM157 105V104H156ZM182 105V104H181ZM229 105V106H228ZM243 105V104H242ZM69 106V105H68ZM74 106H75V104H74ZM102 106V105H101ZM125 106V105H124ZM137 106V105H136ZM139 106H140V104H139ZM148 106H150V105H148ZM152 106V105H151ZM210 106V107H209ZM247 106V105H246ZM34 107H35V105H34ZM37 107V106H36ZM111 107V106H110ZM118 107V106H117ZM123 107V106H122ZM145 107V106H144ZM144 107H142V108H144ZM178 104H177V102H176V105L174 104L173 106L170 104V105H168V104H162V106L160 105L159 107H157V108H160V109H158V110H160V111H158V113H159V115H160V117L162 116V114L164 115V114H166V116L171 120V122L172 123H169V122H166V124H165V127L168 129V133H170L169 135H171L172 134V132H174L173 131V123H174V121H175V119H176V113L178 112L177 110H178ZM197 107V106H196ZM218 107V108H217ZM74 108V107H73ZM72 108V109H73ZM139 108V107H138ZM140 108H141V106H140ZM141 108V109H142ZM227 108V109H226ZM246 108V107H245ZM248 108H250V107H248ZM261 108V107H260ZM48 109V108H47ZM71 109V110H72ZM113 109V108H112ZM144 109H146V108H144ZM244 109V108H243ZM59 110V109H58ZM67 110V109H66ZM132 110V109H131ZM202 110V111H203ZM213 110V109H212ZM215 110V109H214ZM214 110H213V112H214ZM139 111H140V109H139ZM146 111V110H145ZM215 112H217V111H215ZM241 112L242 111H240V113L239 114H241ZM251 112V111H250ZM30 113H32V112H30ZM60 113V112H59ZM119 114V116H118V119L120 120V122H121V124H122V127H123V131H124V133H125V136L127 137V133H126V129L128 128V125L131 123V120L127 117V115H125V114H123L122 112H118ZM135 113H136V111H135ZM142 113H144V112H142ZM157 113V112H156ZM246 113V112H245ZM254 113V112H253ZM56 114V113H55ZM61 114V113H60ZM91 114V113H90ZM114 114V113H113ZM207 114V113H206ZM213 114V115H212ZM210 116H216V115H214V113H212ZM233 114V118H235V117H237V115L235 116ZM54 115V114H53ZM62 115V114H61ZM106 115V114H105ZM137 115V114H136ZM150 115V114H149ZM158 115V116H159ZM230 115H231V113H230ZM230 115H229V117H230ZM29 116V115H28ZM28 116H26V119H25V121L26 122H24L23 121V124L22 125H25V126H27V127H31V126H35V130L37 131V132H51V131H49L48 129H51L49 126H52V124H53V117L51 116V114L49 113V111H41V112H38V113H34V114H32L29 118H27ZM68 116V115H67ZM70 116V115H69ZM155 116V115H154ZM166 116H165V119H166ZM218 116V115H217ZM227 116V117H226ZM241 115H239V117H240ZM18 117V116H17ZM106 117V116H105ZM157 117V116H156ZM155 117V120H157V118ZM219 117V118H220ZM226 117V118H225ZM244 117V116H243ZM250 117V116H249ZM59 118V117H58ZM87 118H89V117H87ZM90 118H91V115H90ZM132 118V117H131ZM134 118V117H133ZM163 118V117H162ZM218 118V119H219ZM254 118V117H253ZM253 118H250V119H253ZM256 118V117H255ZM17 119V118H16ZM62 119H63V117H62ZM110 119V118H109ZM159 119V118H158ZM214 119H217V117L216 118H214ZM226 119V120H225ZM240 119H241V117H240ZM65 120V119H64ZM68 120V119H67ZM70 120V119H69ZM85 120H87V119H85ZM114 120V119H113ZM219 120H221V119H219ZM230 120V119H229ZM233 120V119H232ZM235 120V119H234ZM242 120V119H241ZM15 121V122H14ZM56 121V120H55ZM137 121V120H136ZM162 121V120H161ZM161 121H160V123H161ZM210 121V120H209ZM221 121H223V120H221ZM235 121H237V119L235 120ZM249 121V120H248ZM59 122V121H58ZM84 122V121H83ZM89 122V121H88ZM119 122V121H118ZM119 122V123H120ZM157 122V121H156ZM165 122V121H164ZM216 122V121H215ZM229 122V121H228ZM231 122V123H230ZM230 122H229V124H233V122L230 120ZM240 122H242V121H240ZM95 123V122H94ZM155 123V122H154ZM247 123V122H246ZM57 124V123H56ZM73 124V123H72ZM117 124V123H116ZM158 124H159V122H158ZM172 124V125H171ZM212 124V123H211ZM214 124H217V123H214ZM223 124V125H224ZM238 123L236 122V125H237ZM58 125V124H57ZM56 125V126H57ZM62 126H61V134H60V137L66 142V140H70L69 141V146H71V148L72 149H74V151L76 152V156H75V158H77V159H83V158H85V157H89L88 159L90 160L92 157H93V152L94 153H98L97 151V149H99L100 148V146H102V145H100L99 146V148H98V144H96L94 141H92V140H90L89 138H87V137H85V136H83L82 134H79L77 131H76V129L77 128H75V126H73V125H71L69 122H63V124H61ZM77 125V124H76ZM157 125V124H156ZM222 125V126H223ZM226 125V124H225ZM242 125H243V123H242ZM246 125V124H245ZM258 124L256 123V121H255V119L254 120H250V122L249 123H247V126H246V128H244V127H242V133L244 134V136L245 137H243V134H241L242 136H240L241 138L243 137V138H245L246 139V142H244V144L242 145V146H244L245 147V152H241L242 153V155H241V157H240V155H237V154H239V153H237V154H235V152L234 151H232V152H234L233 153V155H234V158H235V160L236 159H239V158H241L242 160V162L240 163V167H242V166H245L246 167V171H245V173L247 174V176H248V181H249V184L250 183H253L254 184V186H256L257 188H258V190H259V192H260V194L262 195V202H264V143H262V141L263 140H260V138L262 137V135H261V137L259 138V136H260V134L258 135V133H260V131L258 132V129L261 127V126H257ZM260 125V124H259ZM12 125H10V127H11ZM21 126V125H20ZM20 126H18L19 128H20ZM84 126V125H83ZM91 126H92V124H91ZM129 126H131V125H129ZM234 126H235V124H234ZM59 127V126H58ZM90 127V126H89ZM96 127V126H95ZM133 127V126H132ZM225 127V126H224ZM232 127V126H231ZM230 127V128H231ZM259 127V128H258ZM12 130L13 131H16L15 133H17L18 132V130H17V128L15 127H13L12 126ZM22 128V127H21ZM55 128V127H54ZM57 128V127H56ZM100 128V127H99ZM98 128V129H99ZM131 127H129L128 129H130ZM138 128V127H137ZM163 128V127H162ZM226 128V127H225ZM229 128V127H228ZM233 128V127H232ZM246 129V131H244V129ZM60 129V128H59ZM104 129L105 128H102L101 130L103 131L102 133H104V132H106V131H104ZM235 129V128H234ZM11 129H10V132L12 131ZM58 130V129H57ZM91 130V129H90ZM106 130V129H105ZM137 130V129H136ZM138 130H139V128H138ZM137 130V132H139ZM226 130V129H225ZM248 130V131H247ZM260 130V129H259ZM94 131V130H93ZM129 131V130H128ZM127 131V132H128ZM194 131V130H193ZM241 131V130H240ZM27 132V131H26ZM80 132V131H79ZM97 132H99V131H97ZM133 132H135V131H133ZM221 132V131H220ZM224 132V131H223ZM237 132V131H236ZM24 133V132H23ZM33 133H35V132H33ZM56 133V132H55ZM90 133V132H89ZM100 133V132H99ZM142 133V132H141ZM27 134H29V133H27ZM31 134V133H30ZM95 134V133H94ZM130 134V133H129ZM136 134V133H135ZM139 134V133H138ZM137 134V135H138ZM143 134V133H142ZM217 134V133H216ZM230 134V133H229ZM11 135V134H10ZM43 135V134H42ZM56 135V134H55ZM146 135V134H145ZM231 135V134H230ZM39 136H41V135H39ZM101 136V135H100ZM129 136V135H128ZM131 136V135H130ZM44 137V136H43ZM55 137V136H54ZM99 137V136H98ZM102 137H104V134L102 135ZM139 137V136H138ZM142 137V136H141ZM219 137V136H218ZM49 138H50V135H49ZM52 138V137H51ZM56 138V137H55ZM58 138V137H57ZM105 138V139H104ZM104 138H101V139H104L103 141H105L104 142V144H103V149L101 150V151H104V153H102L100 156H99V160H97V164H95V162L94 161H92L93 163H94V165H97L98 167L101 165V162L103 161V162H107L108 161V159H109V161L111 160L113 163H116L117 165H119V166H121V167H125L124 166V164H120V163H118L117 161H119V160H117L116 161V157L117 156H120L119 154H121V151H120V148L118 149V147L117 148H115V149H112V145L114 144V143H110V139L109 140H107L106 139V137H104ZM129 138V137H128ZM128 138H127V140H128ZM150 138V137H149ZM231 138V137H230ZM240 138V139H241ZM27 139V138H26ZM39 139V138H38ZM41 139V138H40ZM118 139V138H117ZM134 139V138H133ZM144 139H145V137H144ZM147 139V138H146ZM208 139V138H207ZM237 139H239V138H237ZM1 140H2V138H1ZM62 140V141H63ZM95 140V139H94ZM142 140V139H141ZM226 140V139H225ZM231 140V139H230ZM244 139H241V140H239V141H243ZM42 141V140H41ZM120 141V140H119ZM128 141H130V138H129V140ZM131 141H133V140H131ZM137 141V140H136ZM139 142H140V140H138ZM148 141V140H147ZM147 141H145V142H147ZM229 141V140H228ZM238 141V140H237ZM50 142V141H49ZM133 142H135V141H133ZM142 142H143V140H142ZM144 142V143H145ZM223 142H225V141H223ZM56 143H58V142H56ZM123 143V142H122ZM211 143V142H210ZM232 143V142H231ZM235 143V142H234ZM51 144V143H50ZM55 144V143H54ZM119 144V143H118ZM131 144H132V142H131ZM51 145H53V144H51ZM56 145V144H55ZM68 145V144H67ZM134 145V144H133ZM133 145H131V147L134 149H136V147L138 146H136V144H135V146H133ZM142 145V144H141ZM205 145H207V143L205 144ZM26 146H27V144H26ZM119 146V145H118ZM122 146V145H121ZM148 146V145H147ZM211 146V145H210ZM240 146V145H239ZM44 147H45V145H44ZM206 147V146H205ZM241 147V146H240ZM31 148V147H30ZM49 148V147H48ZM61 148V147H60ZM129 148V147H128ZM137 148H139V147H137ZM144 148V147H143ZM203 148V147H202ZM232 148V147H231ZM231 148H228V149H231ZM234 148V147H233ZM232 148V149H233ZM237 149V148H236ZM54 150V149H53ZM137 150V149H136ZM136 150H134V151H136ZM201 150V149H200ZM44 151V150H43ZM48 151V150H47ZM52 151V150H51ZM55 152V151H54ZM132 152V151H131ZM238 152V151H237ZM2 153V152H1ZM48 153V152H47ZM66 153V152H65ZM123 153V152H122ZM130 153V152H129ZM138 153H140V152H138ZM156 153V152H155ZM229 153V152H228ZM240 153V154H241ZM44 154V153H43ZM74 154V153H73ZM125 154V153H124ZM68 155V154H67ZM97 155H99V154H97ZM97 155H95V156H97ZM230 155V154H229ZM7 156V155H6ZM18 156H12V158L9 160V161H7L8 162V164H10V166H12L10 169H12V168H14V170H15V172L17 173V170H18V172H19V170H20V158H18ZM24 156V155H23ZM92 156V157H91ZM155 156V155H154ZM171 156H172V154H171ZM170 155H169V157H168V159L164 162V164H163V168L165 167H169L168 166V163H169V158L171 157ZM200 163H201V165H209V167H211L212 168V173H211V175H212V179H211V181L213 182V188L209 191V193H208V196H207V202H209V200L211 201V199H213V198H215V200L217 199L216 198V196L218 195V194H220V193H222L221 192V190H223V189H225L226 187H228V186H230L229 185V182L231 181V176H233L231 173H230V171H226L225 170V166L224 167H221L219 164H218V160H219V156H218V154H217V152H216V150H214L213 149V147L211 148V147H209V143H208V148H205L204 150H202L201 151V153H200ZM20 157V156H19ZM22 157V156H21ZM69 157V156H68ZM91 157V158H90ZM122 157V156H121ZM130 157V156H129ZM139 157H140V155H139ZM143 157V156H142ZM181 157V156H180ZM190 157V156H189ZM50 158V157H49ZM52 158V157H51ZM74 158V157H73ZM94 158H96V157H94ZM98 158V157H97ZM119 158V157H118ZM123 158V157H122ZM122 158H121V160H122ZM128 158V157H127ZM141 158V157H140ZM199 158V157H198ZM58 159V158H57ZM62 159V158H61ZM67 159V158H66ZM120 159V158H119ZM141 159H143V158H141ZM68 160V159H67ZM93 160V159H92ZM28 161V160H27ZM60 161V160H59ZM75 161V160H74ZM77 161V160H76ZM162 161V160H161ZM171 161V160H170ZM183 161V160H182ZM199 161V160H198ZM197 161V162H198ZM237 161V160H236ZM4 162V161H3ZM67 162V161H66ZM70 162V161H69ZM121 162V161H120ZM122 162L123 163H125L124 162V159L122 160ZM220 162V161H219ZM238 162V161H237ZM2 163V162H1ZM60 163V162H59ZM72 163H73V161H72ZM77 163V162H76ZM48 164V163H47ZM67 164V163H66ZM127 164V163H126ZM125 164V165H126ZM171 164V163H170ZM6 165V164H5ZM75 165V164H74ZM77 165V164H76ZM81 165V164H80ZM104 165V163L102 164V166ZM107 165H108V163H107ZM114 165V164H113ZM195 165H197V164H195ZM200 164H198V166H199ZM23 166V165H22ZM70 166V165H69ZM82 166H83V164H82ZM85 166V165H84ZM106 166V165H105ZM128 165H126V167H127ZM239 166V165H238ZM2 167V166H1ZM54 167V166H53ZM125 167V168H126ZM181 167H183V166H181ZM181 167H179V168H175L176 169V171L177 170H179ZM201 167V166H200ZM199 167V168H200ZM205 167V166H204ZM28 168V167H27ZM80 168V167H79ZM92 168V167H91ZM103 168V167H102ZM108 168V167H107ZM159 168V167H158ZM170 168V167H169ZM172 168V167H171ZM189 168V167H188ZM198 168V167H197ZM45 169V168H44ZM47 169V168H46ZM45 169V170H46ZM95 169H96V167H95ZM100 169V168H99ZM110 169V168H109ZM120 169V168H119ZM124 169V168H123ZM138 169V168H137ZM150 169V168H149ZM155 169V168H154ZM227 169V168H226ZM13 170V171H14ZM97 170V169H96ZM140 170V169H139ZM164 171H165V169H163ZM162 170V171H163ZM167 170V169H166ZM170 170H172V169H170ZM229 170V169H228ZM1 171V170H0ZM95 171V170H94ZM100 171V170H99ZM105 171H106V168H105ZM108 171V170H107ZM133 171H135L134 169H133ZM175 171V170H174ZM189 171V170H188ZM197 171L198 170H194V172H192V174L188 177V178H186L187 179V181L188 182H190L191 183V181H193V180H196L195 179V175L197 174ZM54 172V171H53ZM102 172V171H101ZM151 172V171H150ZM149 172V173H150ZM242 172V171H241ZM82 173V172H81ZM86 173V172H85ZM92 173V172H91ZM148 173V174H149ZM155 173V172H154ZM177 173V172H176ZM184 173V172H183ZM100 174V173H99ZM103 174H105V173H103ZM108 174V173H107ZM114 174H115V172H114ZM142 174V173H141ZM152 174V173H151ZM160 174H162V173H157V175H160ZM179 174H180V172H179ZM200 174V173H199ZM5 175V174H4ZM3 175V176H4ZM7 175V174H6ZM25 175V174H24ZM57 175H58V173H57ZM93 175H95L94 173H93ZM124 175V174H123ZM156 175V176H157ZM165 175V174H164ZM164 175H162V176H164ZM2 176V175H1ZM53 176V175H52ZM87 176V175H86ZM89 176V175H88ZM102 176V175H101ZM105 176H107V175H105ZM116 176V175H115ZM122 176V175H121ZM143 175H141V177H142ZM148 176L149 175H147V176H143L142 177V185H141V189H140V194H139V197H140V199H141V201H145V199L147 200V205H148V207H149V211H150V213L153 215L154 213H155V217H156V214H157V217L158 218H155V219H158V221L157 222H155L154 221V225H155V227L156 226H158L157 228L159 229V232H158V230H157V228H156V230H155V233L153 234V233H151V232H149L148 230H147V228H146V225H145V221H144V215H143V212H142V210H141V212H139L138 213V211H139V209H137V208H135L134 206V208H131L130 209V211H133V212H135V213H137V215L136 216H138L140 219V228L139 229H137L135 232H133L132 234H129L128 233V231L127 230H125V229H123L122 228V226H120V227H118L119 228V230L120 229H122V230H125L124 231V233H126V235H127V239H128V243H129V245L128 246H126L127 244H125V245H122L121 247H119L118 249H116V251H118L117 252V254H116V259L117 260H119V263L118 264H189L188 263V261H189V259L190 258H193L192 259V263H191V261H189L190 262V264H195L196 263V261H198L199 263L198 264H202L201 262H203V261H201L202 260V258L203 257H206L207 256V254L209 253V251H210V249H214L215 247L213 246L217 241H219V240H221V238L225 235V234H227L228 232H230V231H232L233 230V228H232V225L233 224H235V222H233L235 219H236V217L238 216V215H240L241 217H243V218H245V216L247 215V214H251L250 216H249V219H251V220H259L260 218H262L263 217V211H261V209H258L259 208V205H260V201H257V196L254 198L253 196H251V197H253V198H250V197H247V193L248 194H251V193H249V192H245V189H248V188H246V186H245V184H243L242 182V185L240 184V183H238V184H240L241 186L237 189V192H235L236 193V195H235V197H233V198H227L228 200H229V202L231 203V202H234V204H235V202H237V204H238V202L241 200H243V201H246L247 200V204L243 207V208H236V209H234L233 208V210H232V208H231V212H226V208L224 209V206H220V204H219V206L220 207H216L215 209H213V210H211V214L209 215L210 217H211V219L213 218V224L211 225V226H205V227H207L206 229L205 228H203V229H205V230H199V231H197L196 232V230L194 231V232H196L193 236H192V242H185V243H183V242H181V240H180V242H176V237L180 234V231H181V229H182V231H184V229H187V227H189L190 226V224L192 223V221H193V218L191 217V218H189V217H187V218H189L187 221H184L185 222V224L183 223V225L181 226V228L179 227H176L175 225H174V223H176L177 224V221L179 220V218L177 217L178 215H177V212H176V210H174V209H171V207L173 206V202H171V204H170V202H165V204H163V207L162 206H160L155 212H153V209H151V208H153V207H151V203L150 202H148V199H149V195L152 193H150V194H148V188H147V186L149 185V184H147L148 183ZM188 176V175H187ZM186 176V177H187ZM200 176V175H199ZM10 177V176H9ZM15 177V176H14ZM24 177V176H23ZM90 177V176H89ZM102 177H104V176H102ZM110 177V176H109ZM44 178V177H43ZM81 178V177H80ZM94 178V177H93ZM112 178H114V177H112ZM116 178V177H115ZM150 178V177H149ZM198 178V177H197ZM12 179H13V177H12ZM58 179V178H57ZM56 179V180H57ZM119 179V178H118ZM156 179V178H155ZM3 180V179H2ZM28 180V179H27ZM102 180V179H101ZM120 180H121V178H120ZM162 180V179H161ZM1 181V180H0ZM20 181V180H19ZM30 181V180H29ZM97 181V180H96ZM102 181H105V180H102ZM107 181H108V179H107ZM114 181V180H113ZM116 181V180H115ZM126 181V180H125ZM128 181V180H127ZM209 181V180H208ZM18 182V181H17ZM53 182V181H52ZM60 182V181H59ZM89 182V181H88ZM131 182V181H130ZM153 182H155L154 180H153ZM152 182V183H153ZM234 181H232V183H233ZM247 182V181H246ZM8 183V182H7ZM34 183H35V181H34ZM41 183V182H40ZM54 183V182H53ZM80 183V182H79ZM90 183V182H89ZM92 183V182H91ZM105 183V182H104ZM107 183V182H106ZM118 183H119V180H118ZM121 183V182H120ZM151 183V182H150ZM158 183V182H157ZM193 183V182H192ZM210 183V182H209ZM236 183V182H235ZM4 184V183H3ZM12 184V183H11ZM19 184V183H18ZM30 184V183H29ZM84 184V183H83ZM110 184V183H109ZM126 184V183H125ZM133 184V183H132ZM132 184H131V186H132ZM189 184V183H188ZM237 184V185H238ZM248 184V183H247ZM25 185V184H24ZM91 185H93V183L91 184ZM117 185V184H116ZM127 185V184H126ZM134 185V184H133ZM156 185V184H155ZM184 185H186V184H184ZM195 185V184H194ZM237 185L235 186V187H237ZM36 186V185H35ZM37 186H38V184H37ZM64 186V185H63ZM83 186V185H82ZM89 186V185H88ZM114 186V185H113ZM122 186V185H121ZM125 186V185H124ZM130 186V185H129ZM140 186V185H139ZM211 186V185H210ZM209 186V187H210ZM233 186V187H234ZM24 187V186H23ZM26 187V186H25ZM33 187V186H32ZM43 187V186H42ZM79 187V186H78ZM81 187V186H80ZM91 187V186H90ZM118 187V186H117ZM116 187V188H117ZM154 187V186H153ZM152 187V188H153ZM171 187V186H170ZM208 187V186H207ZM232 187V186H231ZM234 187V188H235ZM248 187V186H247ZM3 188L4 187H2V189L1 190H3ZM12 188H14V187H12ZM36 188V187H35ZM56 188H57V186H56ZM110 188V187H109ZM121 188V187H120ZM119 188V189H120ZM137 188V187H136ZM173 188V187H172ZM174 188H176V187H174ZM185 188V187H184ZM15 189V188H14ZM118 189V188H117ZM128 189V188H127ZM126 189V190H127ZM187 189V188H186ZM190 189V188H189ZM5 190V189H4ZM3 190V191H4ZM23 190V189H22ZM24 190H26V189H24ZM99 190V189H98ZM101 190V189H100ZM114 190V189H113ZM39 191V190H38ZM74 191V190H73ZM94 191V190H93ZM97 191V190H96ZM121 191V190H120ZM127 191H129V189L127 190ZM131 191V190H130ZM149 191H151V190H149ZM162 191V190H161ZM160 191V192H161ZM187 191V190H186ZM234 191V190H233ZM249 191V190H248ZM2 192V191H1ZM11 192H13V191H11ZM24 192V191H23ZM30 192V191H29ZM62 192V191H61ZM69 192V191H68ZM99 192V191H98ZM119 192V191H118ZM122 192H123V189H122ZM156 192V191H155ZM220 192V193H219ZM5 193H6V191L5 192H3L2 193V195L4 194L5 195ZM97 193V192H96ZM126 193V192H125ZM170 193V192H169ZM172 193V192H171ZM170 193V194H171ZM254 193V192H253ZM252 193V194H253ZM7 194V193H6ZM29 194V193H28ZM76 194V193H75ZM174 194V193H173ZM190 194V193H189ZM197 194V193H196ZM195 194V195H196ZM259 194V193H258ZM11 195V194H10ZM22 195V194H21ZM101 195V194H100ZM123 195V194H122ZM172 195V194H171ZM170 195V196H171ZM193 195V194H192ZM200 195V194H199ZM233 195V194H232ZM231 195V196H232ZM81 196V195H80ZM79 196V197H80ZM104 196V195H103ZM152 196V195H151ZM219 196V195H218ZM230 196V195H229ZM5 197H6V195H5ZM4 197V198H5ZM18 197V196H17ZM35 197V196H34ZM71 197V196H70ZM98 197V196H97ZM158 197V196H157ZM205 197V196H204ZM247 197V198H246ZM78 198V197H77ZM123 198V197H122ZM259 198V197H258ZM6 199V198H5ZM32 199V198H31ZM35 199V198H34ZM79 199V198H78ZM113 199V198H112ZM157 199V198H156ZM162 199V198H161ZM170 200H171V198H169ZM168 199V200H169ZM13 200V199H12ZM12 200H10V201H12ZM98 200H99V198H98ZM194 200V199H193ZM205 200H206V198H205ZM225 200V199H224ZM227 200V201H228ZM3 201V200H2ZM84 201V200H83ZM109 201V200H108ZM150 201V200H149ZM158 201V200H157ZM160 201V200H159ZM189 201V200H188ZM240 201V202H241ZM13 202V201H12ZM17 202V201H16ZM15 202V203H16ZM26 202V201H25ZM24 202V203H25ZM96 202V201H95ZM185 202V201H184ZM191 202V201H190ZM194 202H196V201H194ZM202 202V201H201ZM201 202H199V203H201ZM225 202V201H224ZM1 203V205L3 206V204L5 203H3V202H0ZM23 203V202H22ZM34 203V202H33ZM84 203V202H83ZM187 203V202H186ZM204 203V202H203ZM215 203V202H214ZM217 203V202H216ZM120 204V203H119ZM138 204V203H137ZM136 204V205H137ZM141 204V203H140ZM146 204V203H145ZM174 204H175V201H174ZM184 204V203H183ZM224 204V203H223ZM228 204V203H227ZM259 204V205H258ZM0 205V206H1ZM14 205V204H13ZM104 205V204H103ZM113 205V204H112ZM128 205H129V207H130V202L128 203ZM158 205V204H157ZM162 205V204H161ZM214 205H216V204H214ZM225 206H226V203L224 204ZM19 206H20V204H19ZM26 206V205H25ZM34 206V205H33ZM105 206V205H104ZM138 206V205H137ZM177 206V205H176ZM209 206V205H208ZM233 206V205H232ZM237 206V205H236ZM235 206V207H236ZM239 206V205H238ZM262 206V205H261ZM264 206V205H263ZM10 207V206H9ZM8 207V208H9ZM32 207V206H31ZM120 207V206H119ZM118 207V208H119ZM124 207V206H123ZM127 207V206H126ZM125 207V208H126ZM185 207H188L189 208V211H190V209H193L192 211H194V204H193V206H187V204H185ZM199 207V206H198ZM197 207V208H198ZM227 207V206H226ZM229 207V206H228ZM240 207V206H239ZM34 208V207H33ZM32 208V209H33ZM36 208V207H35ZM86 208V207H85ZM117 208V209H118ZM145 208V207H144ZM155 208V207H154ZM173 208V207H172ZM1 209V208H0ZM4 209V208H3ZM11 209V208H10ZM15 209H17V208H15ZM115 209V208H114ZM127 209V208H126ZM129 209V208H128ZM176 209V208H175ZM186 209V208H185ZM223 209L225 210V213H223ZM229 209V208H228ZM24 210V209H23ZM27 210V209H26ZM41 210V209H40ZM57 210V209H56ZM80 210H81V208H80ZM120 210V209H119ZM125 210V209H124ZM184 210V209H183ZM188 210V209H187ZM263 210V209H262ZM2 211V210H1ZM11 211V210H10ZM15 211V210H14ZM44 211V210H43ZM71 211V210H70ZM78 211V210H77ZM82 211V210H81ZM121 211V210H120ZM119 211V212H120ZM180 211V210H179ZM182 211V210H181ZM17 212V211H16ZM27 212V211H26ZM72 212V211H71ZM85 212V211H84ZM116 212H117V210H116ZM28 213H30L29 211H28ZM32 213V212H31ZM69 213V212H68ZM80 213V212H79ZM82 213V212H81ZM134 213V214H135ZM149 213V214H150ZM186 213V212H185ZM190 213V212H189ZM188 213V214H189ZM192 213V212H191ZM196 213V212H195ZM34 214V213H33ZM78 214V213H77ZM84 214V213H83ZM113 214H115V213H113ZM118 214V213H117ZM183 214H184V211H183ZM187 214V213H186ZM8 215V214H7ZM18 215V214H17ZM16 215V216H17ZM24 215V214H23ZM45 215V214H44ZM124 215V214H123ZM127 215V214H126ZM201 215V214H200ZM199 215V216H200ZM36 216H37V214H36ZM106 216V215H105ZM115 216V215H114ZM180 216V215H179ZM187 216V215H186ZM192 216V215H191ZM206 216V215H205ZM5 217V216H4ZM20 217H21V215H20ZM25 217V216H24ZM35 217V216H34ZM44 217V216H43ZM92 217V216H91ZM95 217V216H94ZM122 217V216H121ZM133 217V216H132ZM247 217V216H246ZM31 218V217H30ZM32 218H33V216H32ZM59 218V217H58ZM64 218V217H63ZM118 218V217H117ZM116 217L114 218H111L112 220H111V223L114 225V226H116V228H117V224H118V220H116L117 219ZM135 218V217H134ZM154 218V217H153ZM183 218V217H182ZM181 218V219H182ZM7 219V218H6ZM25 219V218H24ZM29 219V218H28ZM38 219V218H37ZM67 219V218H66ZM77 219V218H76ZM81 219H83V218H81ZM186 219V218H185ZM231 219H234V220H232V222H233V224H230V220ZM238 219H240V218H238ZM247 219H248V217H247ZM15 220V219H14ZM78 220V219H77ZM87 220V219H86ZM91 220V219H90ZM92 220H93V218H92ZM98 220V219H97ZM184 220V219H183ZM182 220V221H183ZM244 220V219H243ZM13 221V220H12ZM18 221V220H17ZM16 221V222H17ZM21 221V220H20ZM23 221V220H22ZM30 221V220H29ZM57 221V220H56ZM94 221V220H93ZM103 221V220H102ZM137 221V220H136ZM200 221V220H199ZM249 221V220H248ZM257 221H256V223H257ZM50 222V221H49ZM81 222V221H80ZM84 222V221H83ZM196 222V221H195ZM237 222V221H236ZM251 222V221H250ZM18 223V222H17ZM21 223V222H20ZM19 223V224H20ZM27 223V222H26ZM30 223V222H29ZM36 223V222H35ZM38 223V222H37ZM43 223V222H42ZM78 223V222H77ZM91 223H92V221H91ZM94 223V222H93ZM92 223V224H93ZM100 223H101V221H100ZM138 223V222H137ZM182 223V222H181ZM201 223V222H200ZM24 224V223H23ZM50 224V223H49ZM54 224V223H53ZM80 224V223H79ZM94 224H96V223H94ZM195 224V223H194ZM197 224V223H196ZM204 224V223H203ZM209 224V223H208ZM2 225H4V224H2ZM17 225V224H16ZM27 225V224H26ZM35 225V224H34ZM37 225V224H36ZM51 225H52V223H51ZM69 225V224H68ZM74 225H76V224H74ZM97 225V224H96ZM100 225V224H99ZM99 225L97 226V228L99 227ZM127 225V224H126ZM129 225V224H128ZM131 225V224H130ZM198 225V224H197ZM202 225V224H201ZM238 225V224H237ZM235 226V228L234 229H239V227L238 226ZM250 225V224H249ZM32 226V225H31ZM46 226V225H45ZM54 226V225H53ZM66 226V225H65ZM109 226V225H108ZM148 226V225H147ZM178 226V225H177ZM195 226V225H194ZM233 226V227H234ZM247 226V225H246ZM255 226V225H254ZM257 226V225H256ZM49 227V226H48ZM91 227V226H90ZM100 227H101V225H100ZM99 227V228H100ZM135 227V226H134ZM149 227V226H148ZM201 227V226H200ZM242 228H245L244 230H245V232H247V231H252V233L254 232L255 233V231L257 230H255V229H253L252 227H250V228H248V230L246 231V227H244V222L242 223V226H241ZM240 227V228H241ZM29 228V227H28ZM33 228V227H32ZM31 228V229H32ZM56 228V227H55ZM59 228V227H58ZM73 228V227H72ZM198 228V227H197ZM196 228V229H197ZM255 228H257V227H255ZM95 229V228H94ZM93 229V230H94ZM102 228H100V230H101ZM132 229V228H131ZM149 229V228H148ZM199 229V228H198ZM263 229V228H262ZM4 230V229H3ZM79 230V229H78ZM99 229H97V231H98ZM104 230H106L105 228H104ZM103 230V231H104ZM121 230V231H122ZM242 230V229H241ZM260 230V229H259ZM20 231H21V229H20ZM34 231V230H33ZM83 231V230H82ZM95 231H96V229H95ZM102 231V232H103ZM107 231V230H106ZM105 231V234L103 235V238L101 239V240H99V241H97V243H98V245H96V249H95V254H96V257L93 259V260H87L86 261V259H88V256L89 255H87L86 253H84L83 252V249L81 250L80 248H76V249H73L72 251H70V253L69 254H66L65 255V257H64V261L61 263V262H56V264H80V263H83V264H114V262H113V260H112V248H113V241H112V239H111V237L109 236V231L108 232H106ZM8 232V231H7ZM19 232V231H18ZM30 232V231H29ZM47 232V231H46ZM75 232V231H74ZM120 232V231H119ZM233 232V231H232ZM14 233V232H13ZM65 233V232H64ZM101 233V232H100ZM104 233V232H103ZM190 233H192V231H190ZM19 234V233H18ZM26 234V233H25ZM35 234V233H34ZM48 234V233H47ZM55 234V233H54ZM99 234V233H98ZM116 234H117V232H116ZM183 234V233H182ZM187 234H189V233H187ZM231 234H233V233H230V235ZM246 234V233H245ZM249 234V233H248ZM9 235V234H8ZM11 235V234H10ZM29 235V234H28ZM32 235V234H31ZM70 235V234H69ZM185 235V234H184ZM183 235V236H184ZM252 235V234H251ZM19 236V235H18ZM27 236V235H26ZM78 236H80V235H78ZM97 237H98V235H96ZM118 236V235H117ZM189 236V235H188ZM253 236H255V237H257V238H255L254 237V240L253 241H251V246H250V249H253V250H255L256 248H257V245H258V243L259 242H261V244H262V241L260 240V238L258 237V233H257V235H253ZM7 237V236H6ZM11 237V236H10ZM15 237V236H14ZM28 237V236H27ZM91 237H95V232H93V234H92V236ZM115 237V236H114ZM231 237V236H230ZM5 238V237H4ZM18 238H20V236L18 237ZM39 238V237H38ZM51 238V237H50ZM66 238V237H65ZM76 238V237H75ZM189 238V237H188ZM11 239H13V237L11 238ZM70 239H72V238H70ZM93 240H94V238H92ZM96 239V238H95ZM98 239H100V238H98ZM120 239V238H119ZM229 239H231V238H229ZM28 240V239H27ZM37 240V239H36ZM49 240V239H48ZM47 240V241H48ZM82 240V239H81ZM87 240V239H86ZM91 240V239H90ZM120 240H122V239H120ZM21 241H22V239H21ZM59 241V240H58ZM61 241H62V239H61ZM76 241V240H75ZM79 241V240H78ZM249 241V240H248ZM16 242V241H15ZM20 242V241H19ZM37 242V241H36ZM52 242V241H51ZM64 242V241H63ZM63 242H62V244H63ZM71 242V241H70ZM92 242H94V241H92ZM220 242V241H219ZM223 242V241H222ZM243 242V241H242ZM22 243V242H21ZM27 243V242H26ZM34 243V242H33ZM42 243V242H41ZM50 243V242H49ZM75 243V242H74ZM85 243H87L86 241H85ZM249 243V242H248ZM264 243V242H263ZM30 244H31V242H30ZM207 244L208 245H210V247H209V249H206V250H202L201 251V249L203 248V246H207ZM249 244V245H250ZM260 244V243H259ZM2 245V244H1ZM42 245V244H41ZM91 245H92V243H91ZM115 245H119V242H117L116 241V244ZM212 245V246H211ZM217 245V244H216ZM224 245V244H223ZM246 245V244H245ZM13 246V245H12ZM12 246L10 247L9 245H8V247H10V248H12ZM24 246V245H23ZM27 246V245H26ZM26 246H25V248H26ZM37 248H38V243H37ZM88 246V245H87ZM94 246V245H93ZM138 246L140 247L139 249H137L138 248ZM225 246H226V248H227V244H225ZM224 246V247H225ZM259 246V245H258ZM7 247V246H6ZM4 248L5 249V251H4V256H11L10 258H12V256L14 255V252H13V255H9V248ZM16 247V246H15ZM29 247V246H28ZM35 247V246H34ZM42 247V246H41ZM46 247H48V246H46ZM59 247V246H58ZM79 247V246H78ZM115 247V246H114ZM116 247H118V246H116ZM2 248V249H3ZM19 248V247H18ZM24 248V247H23ZM36 248V247H35ZM40 248V247H39ZM49 248V247H48ZM52 248V247H51ZM246 248V247H245ZM261 248H262V245H261ZM1 249V248H0ZM2 249H1V252H3L2 251ZM27 249V248H26ZM25 249V250H26ZM29 249V248H28ZM41 249V248H40ZM50 249V248H49ZM57 249H59V248H57ZM91 249H93V248H91ZM23 250V249H22ZM46 250H48L47 248L45 249V251ZM61 250H63V249H61ZM69 250H70V247H69ZM216 250V249H215ZM229 250H230V248H229ZM234 250V249H233ZM232 250V251H233ZM13 251H15V250H13ZM44 251V248H43V252L45 253V255H46V253L47 252H45ZM60 251V250H59ZM63 251H65V249L63 250ZM62 251V252H63ZM247 251V250H246ZM0 252V253H1ZM11 252H12V249H11ZM10 252V253H11ZM42 252V251H41ZM114 252V251H113ZM220 252V251H219ZM249 252V251H248ZM247 252V254H249ZM253 252V251H252ZM23 253V252H22ZM27 253V252H26ZM67 253V252H66ZM91 253V252H90ZM93 253V252H92ZM211 253V252H210ZM3 254V253H2ZM12 254V253H11ZM32 254V253H31ZM48 255H47V257L44 255V257H46L47 258V260H53L52 262H54L55 260H59L60 259V257H59V255L57 256L53 251H51V250H48V253H47ZM215 254V253H214ZM235 254H236V252H235ZM1 255V254H0ZM21 255H23V254H21ZM249 255H251V254H249ZM257 255V254H256ZM264 255V254H263ZM18 257H15V256H13V257H15L16 259L18 258V261L17 262H20V264L22 263L20 260V255H17ZM24 256H25V254H24ZM34 256V255H33ZM64 256V255H63ZM95 256V255H94ZM114 256V255H113ZM239 256H241V255H239ZM246 256V255H245ZM199 257V259H197ZM250 257V256H249ZM253 257V256H252ZM4 258H6V257H4ZM8 258V257H7ZM7 258H6V260H4L3 259V263L4 262H7ZM14 258V259H15ZM34 258V257H33ZM208 258V257H207ZM1 259H2V256H1ZM13 259V258H12ZM13 259V261H15ZM20 259V260H19ZM83 259V260H82ZM92 259V258H91ZM196 259V260H195ZM237 259V258H236ZM256 259V258H255ZM264 259V258H263ZM9 260V259H8ZM22 260H24V259H22ZM26 260V259H25ZM30 260H32V258L30 259ZM42 260H45V259H42ZM61 260V259H60ZM82 260V261H81ZM203 260H205V258L203 259ZM207 260V259H206ZM208 260L211 262V263H209V264H237L238 262L237 261H235V262H233V263H230V262H227L223 257H222V255L219 253L218 255H217V258L216 259H210V258H208ZM242 260V259H241ZM254 260V259H253ZM10 261H11V263H12V260L10 259ZM27 261H29V259H27ZM33 261H35V263H36V260H33ZM33 261H31V262H33ZM37 261H39V260H37ZM24 262V261H23ZM41 261H39V262H37L36 264H39ZM43 262H45L46 263V261H43ZM43 262H41L42 264H43ZM8 263V262H7ZM48 263V262H47ZM46 263V264H47ZM244 263V262H243ZM263 264H264V260H263V262H262ZM5 264V263H4ZM13 264H14V262H13ZM15 264H17V263H15ZM19 264V263H18ZM24 264H26V262H24ZM28 264V263H27ZM31 264H34V263H31ZM49 264V263H48ZM55 264V263H54Z\"/></svg>",
  "mask_w": 264,
  "mask_h": 264
}]
</instances>
